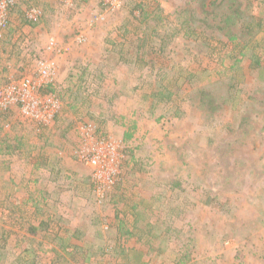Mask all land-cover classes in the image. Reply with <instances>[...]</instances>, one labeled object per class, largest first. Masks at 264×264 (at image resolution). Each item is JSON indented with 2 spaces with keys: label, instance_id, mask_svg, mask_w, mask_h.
Instances as JSON below:
<instances>
[{
  "label": "rangeland",
  "instance_id": "1",
  "mask_svg": "<svg viewBox=\"0 0 264 264\" xmlns=\"http://www.w3.org/2000/svg\"><path fill=\"white\" fill-rule=\"evenodd\" d=\"M15 1L0 10V88L51 81L41 92L62 105L46 125L18 106L0 117V264H264V69L232 88V49L190 39L176 15L203 24L194 0ZM241 2L264 19V0ZM145 17L172 39L141 70ZM162 62L200 72L184 102L150 96Z\"/></svg>",
  "mask_w": 264,
  "mask_h": 264
},
{
  "label": "trees",
  "instance_id": "2",
  "mask_svg": "<svg viewBox=\"0 0 264 264\" xmlns=\"http://www.w3.org/2000/svg\"><path fill=\"white\" fill-rule=\"evenodd\" d=\"M197 4H199V8L202 14L207 15L206 18H201L199 22H203V24H199L198 26L194 25V22L191 20L188 13L190 12L189 9H184L181 12H177L176 15L180 22L182 16H185V20L182 22L185 26H189L187 37L192 40L203 42L207 44L208 47H211L212 50H219L220 47L222 48H231L232 54L229 55V64H227L226 59L222 60L224 64V70H227L232 75L235 74L237 77V83L232 86V88H240L242 85V81L245 80V74L236 75L237 72H241L244 70L250 71V73L257 72L259 70L264 69V19H255L258 17L249 16L247 10H243L242 6L244 3L241 0H194ZM245 2L253 3V0H244ZM251 5V4H250ZM140 6L142 7L143 4L141 3ZM249 6V4L247 5ZM163 12V10L161 9ZM148 15V16H147ZM147 18H151L150 14L147 13ZM135 17H138L135 14ZM144 18V21L141 20L140 22V30L141 25L144 24V32L141 34L137 33L136 42L133 43L136 45L137 53L139 58L137 62L141 64V70L145 69V66H148V62L150 65L154 66V61L152 59H144V55L148 53V51H159L160 54H164L167 50V44L171 42L172 39L170 33H163L159 34L156 28L150 23L151 20H147ZM256 20V21H254ZM258 22V23H256ZM184 27V26H183ZM169 29V28H166ZM180 29H182L180 27ZM130 35L132 32H129ZM135 34V32H133ZM127 39L125 36L123 37ZM158 41L160 44L159 48H156L155 40ZM154 40V42H153ZM220 48V50H222ZM211 50V49H210ZM126 54V49L124 50ZM201 64V62L198 60ZM226 63V64H225ZM161 67L158 68V75L154 79V81L148 82V91L151 92L150 96L154 98L158 105L163 104V102L172 101V97L181 100L184 102V99L187 96H190L194 91L192 87L190 88L186 83H190L191 79L196 76L199 78L198 73H187L184 69H174V67L169 68L165 62L161 63ZM144 67V69H142ZM183 70L182 73L179 71ZM176 76L173 78L172 73ZM150 73L152 71L150 70ZM172 75V76H171ZM177 76L179 78H183L185 82L179 83L177 82ZM158 79V84L155 80ZM51 85V84H50ZM52 92V89L48 90ZM201 91L200 94V102L203 105L209 104V98H207L206 90H199ZM180 93H184V96H181ZM199 94V93H197ZM242 100V99H240ZM181 105L178 107V110H181ZM183 113V112H182ZM131 134H126V138H131ZM15 149V148H14ZM129 151V150H128ZM5 153V152H2ZM132 154V151L130 152ZM44 164H47V158L44 159ZM170 188L171 189H179L184 192L183 183H179V181H170ZM94 186V184H92ZM49 193V192H47ZM162 198V197H159ZM46 199V198H45ZM137 206H135L136 209ZM138 217V216H137ZM51 221V220H50ZM41 227L46 231L49 232L52 228L48 223L45 221L41 222ZM154 227V226H153ZM169 229V228H168ZM163 229L160 230V234L162 236L169 235V230ZM180 233V231H179ZM47 234V233H45ZM135 236L133 233H130L128 229H126L125 233L122 234V239L118 238V241H122L123 247L128 242V240ZM166 238V237H165ZM128 239V240H127ZM10 237L6 235L4 237V243H9ZM139 240H144L143 236H139ZM74 247V246H73ZM127 258H125L123 264L126 262ZM128 262L130 260H127ZM85 262H89L86 260Z\"/></svg>",
  "mask_w": 264,
  "mask_h": 264
},
{
  "label": "built area",
  "instance_id": "3",
  "mask_svg": "<svg viewBox=\"0 0 264 264\" xmlns=\"http://www.w3.org/2000/svg\"><path fill=\"white\" fill-rule=\"evenodd\" d=\"M16 1L15 0H1L0 10H11ZM39 12L33 10L28 14L30 20L37 18ZM1 36V35H0ZM42 66L45 70L44 77L48 76L49 73L46 71L47 66L41 63V73ZM42 80V79H41ZM40 86L34 85V80L30 77H22L18 81L12 80L3 90L0 88V117L2 113L8 109H12L15 106H18L21 109V112L26 117L35 118L40 124H49L53 121L56 114L61 109L60 99L52 93L41 92L42 87L45 85L52 84L51 81H40L38 83ZM41 88V90H40ZM38 108L41 109L40 114ZM28 117V118H29ZM102 156H100L101 158ZM98 161V165L101 164L99 158H95Z\"/></svg>",
  "mask_w": 264,
  "mask_h": 264
}]
</instances>
